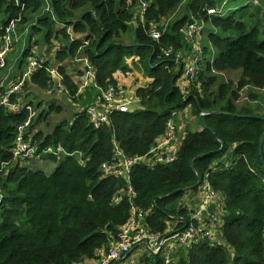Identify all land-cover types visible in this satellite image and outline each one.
<instances>
[{"label": "trees", "instance_id": "trees-1", "mask_svg": "<svg viewBox=\"0 0 264 264\" xmlns=\"http://www.w3.org/2000/svg\"><path fill=\"white\" fill-rule=\"evenodd\" d=\"M260 1L262 6L249 3L241 14L234 11L227 16L208 12L220 9L218 0H49L50 15L44 12L46 0H23V5L0 0V41L7 24L19 17L23 30L30 25L35 33L47 28L44 40L50 46L56 35L59 48L49 60L59 64L68 96L83 107L70 119L61 114L64 117L56 118L59 122L51 132L39 128L48 120L44 114L61 110L55 105L39 108L26 135L38 146L42 159L56 163L47 174L31 163H11L17 128L28 112L14 113L0 106V190L4 195L0 264H80L95 259L117 240L131 216L132 203L147 214L153 232L169 237L192 219L193 210L180 199L189 190L199 193L206 181L224 199L219 242L204 239L188 255L180 250L172 264H264V114L236 102L241 87L264 89L260 17L264 0ZM143 2L150 4L145 14ZM181 7L184 11L170 19ZM195 19L210 21L216 28L208 33L209 44L200 47L199 75L183 90L179 79L196 52L186 27ZM57 21L60 31L55 28ZM153 30L160 31L157 39ZM81 40L89 41L80 54L94 65L100 89L91 86L78 94L66 61L76 63ZM131 66L151 79L147 87L137 89L140 103L129 112H114L108 123L95 127L87 107L102 99V90L117 87L115 73L132 70ZM236 70H241L238 78L220 76ZM53 87L48 71L40 68L11 101H19L24 91L33 88L52 96ZM33 104L40 107L41 102ZM189 106L200 127H185L175 161L150 166L152 150L166 134L170 120L177 135L179 120L173 113ZM60 146L72 156L58 153ZM116 146L127 158H141L130 180L102 171L104 163L120 160ZM47 148L56 153L44 152ZM143 157L148 160L141 161ZM199 176L203 181L196 186ZM130 187L134 195L128 192ZM172 221L178 222L175 227ZM147 254L138 264H163L161 253L149 250Z\"/></svg>", "mask_w": 264, "mask_h": 264}, {"label": "built area", "instance_id": "built-area-1", "mask_svg": "<svg viewBox=\"0 0 264 264\" xmlns=\"http://www.w3.org/2000/svg\"><path fill=\"white\" fill-rule=\"evenodd\" d=\"M9 1L15 3L16 5H23V0ZM46 3L47 5L45 7V11L52 12L49 0H46ZM249 3L255 4L257 3V0H251ZM149 6L150 4L148 2L142 3V14H145V11ZM217 10L208 9V12H221ZM20 20V17L13 19L4 28V33L0 41V70L7 67L8 54L12 51L15 43L21 40V36L18 34V25ZM29 28L30 26H27L24 32L27 33ZM203 29V24H200L197 21L190 22L186 27L188 38L195 43L197 41L196 37L202 33ZM152 32L155 39L160 36V31L153 30ZM81 43L78 55L75 58L76 63L83 72L79 82L80 88L78 89V92L91 86L99 88L97 73L94 65L87 56L80 54V52L89 45V41L81 40ZM196 45L197 43L195 44L196 52L193 54L192 58L187 61V66L179 79L183 90L186 89L191 82L196 80L200 69L201 51L200 46ZM40 68L46 69L51 77V81L54 82V87L49 90L50 93L58 89L68 95V86L66 85L65 78L59 69V64L56 63V61H50L49 58H46L43 55L29 58L27 69L8 91L5 92L0 86V106L5 105L14 113H20L23 111L28 112L27 119L17 128L16 140L12 150L13 159L11 161V163L15 165H28L32 158L41 154L38 152V146L34 144L26 135L29 132V128L33 124L34 119L38 116L39 109L31 103L21 104L19 101H11V96L13 94L20 93L23 90V87L32 72ZM131 103L132 101L130 99L125 98L124 89L119 86H109L108 88L102 90L101 100L87 107V114L90 116L93 125L95 127H99L104 123H108L114 112L131 111L133 108ZM162 138V141L152 150L153 157H151L150 162H148L150 166L171 163L177 159L176 151L172 150V153L166 151V147L173 143L176 139V125L174 121L170 120L168 122L166 134ZM44 152L56 153L52 148H47ZM59 152L72 156V153L66 152L61 146L58 148V153ZM77 153L82 155L81 152ZM116 155L120 160L113 163H104L102 165L103 173L105 175L130 180V174L133 166L135 162L141 158H127L118 146H116ZM143 158L144 159L141 160L143 162L148 160L146 157ZM80 160L81 163H84L83 158ZM204 187L205 191L201 208L193 215L190 222H187L184 229L174 232L169 237H161L159 234L153 232L146 222L147 214L140 211L132 203L131 216L128 222L122 226L114 244L108 250L104 251L98 264H114L118 260L126 259L134 249L142 245H147L148 249L156 254L164 253L163 264H172L174 259L170 251H166V245L168 243L173 242L172 244L187 246L191 243L204 239H207L214 244L218 243L219 238L215 232V227L213 226L214 221H217V217H215V215L211 212V206L219 197V192H217L207 181L204 183ZM128 192L130 195L135 194L132 187L129 188ZM114 200L115 202H118L120 197H116ZM3 201L4 195L0 190V203Z\"/></svg>", "mask_w": 264, "mask_h": 264}, {"label": "crops", "instance_id": "crops-1", "mask_svg": "<svg viewBox=\"0 0 264 264\" xmlns=\"http://www.w3.org/2000/svg\"><path fill=\"white\" fill-rule=\"evenodd\" d=\"M61 28H62V26L60 25V26H58L57 30L60 31ZM30 32H31V30L29 28V31L26 33L27 39L23 37V40H21V42H20V47L15 48L13 46L14 50L16 49V51L14 52V56H13L12 60H10V62H9L7 74L3 75L4 70L0 72V86L3 88V90L5 92L8 91L12 87L13 84H15V82L21 77L22 73L27 69L29 56L26 57V55L24 56V54H26L28 51H29V53H32V54L38 53L37 51H39V48H40L42 51L40 54H44V55L46 54V55H48V58H51V57H54L56 50L59 48L58 41H57L58 38L56 37V35L53 37V39L51 41L53 43V45L50 46V44L48 42H45V40H43L44 44L42 46H40L38 43V39L34 38ZM201 42L203 43V45L209 44V41L206 40L204 37H202ZM14 50L12 49V52ZM12 63H13V65H12ZM129 64H131V62ZM66 69H67L68 75L70 76V78L73 81H75V83L79 89L80 88L79 82H80V79L82 76L79 74L80 68L78 67V65L76 63L72 64V63L66 61ZM136 71L137 70L133 68V71H130L128 74L137 73V75L140 76L141 73L136 72ZM240 72H241L240 70H237V71H232L230 73L226 72L224 74L226 76L228 75L230 78H235L234 75L240 76L241 75ZM128 74L124 73L121 70L118 71L117 73H115V79L117 80V83L120 85V84H124V83L129 82L130 78H127V76H126ZM143 79L145 80V85H148L151 82V79L148 77H146V78L144 77ZM145 85H143L142 87H145ZM119 87H121V86H119ZM85 90H86V88L81 90L80 92H78V94L83 93ZM133 93L135 95V89H133ZM29 94H32L34 96V98L39 97L38 102H41V105H40V107H38V106L37 107H38V109L40 108V111L48 109L49 107H51V105H55L59 109H61V106H63L65 109H63L59 113V115H61L63 113H65L66 115L70 114L71 117L73 118L76 113L80 112V110L83 109L82 105L79 104L80 102L73 101L74 98L71 99L70 95L68 96L64 92H62L60 90L58 91V89L54 90L52 92V96H51V95L46 94L45 91H42L39 88H33L29 92L24 91V93L20 97L19 102L21 104H24V103L33 104L34 101L32 102V100H28L27 96ZM134 95L132 97H133L135 103L137 104L139 102V100L136 101L137 99H135ZM38 102H36V103H38ZM72 102L74 103V106H76V107H74L72 104H70ZM33 105H35V104H33ZM55 113L56 112L51 113L52 118H54V117L57 118V116H59V115H56ZM49 115L50 114H44L43 118H49ZM179 116H180V118H178V120H179L178 125L179 126L177 125L179 130L177 132L176 139L173 143H171L169 146L166 147V151L169 153H172V150L176 151V152L178 151V148L180 147L182 140L186 134L185 127H187L188 124H191V127H192L193 124H195V122H196L195 121L196 117L193 115L190 106L185 108L184 110L180 111L179 115L177 117H179ZM183 116H184V118H183ZM188 126H190V125H188ZM199 127H200V125H199ZM162 139L163 138H160L158 142L160 143L162 141ZM33 159L34 158L31 159V162ZM202 187L203 188L201 189V191L199 193H193L192 190H189L184 195V198L186 197L184 200V204L189 208V210H193L192 217L201 208L202 200H203V196H204V191H205L204 184ZM223 200H224L223 197H221V195L219 194V197L213 202V204L211 206V212L215 215V217H217V221L216 222L214 221V223H213V226H215V232H216L217 236L221 233L220 227L224 224V217H223L224 216V202H223ZM177 223H178L177 221H172L171 225L173 227H175ZM201 241L202 240L191 243L187 246L180 245V244L179 245L172 244L173 242H171V243H169L168 249L172 250L175 248L174 255L177 254L176 252H178L180 250H183L185 252V254L188 255L190 250L192 248H194L195 246H197ZM104 251H106V250H104V249L100 250L97 258L86 259L85 261H83L80 264H98L99 259L103 255ZM148 251L149 250H148L147 245L146 246L145 245L140 246V247L134 249L128 255V257L126 259L118 260L114 264H138L142 259H144V256H145V254H147Z\"/></svg>", "mask_w": 264, "mask_h": 264}, {"label": "rangeland", "instance_id": "rangeland-1", "mask_svg": "<svg viewBox=\"0 0 264 264\" xmlns=\"http://www.w3.org/2000/svg\"><path fill=\"white\" fill-rule=\"evenodd\" d=\"M250 1L251 0H218V2H220L222 5L220 6V9L218 8L219 10H217V11H221V12H223L227 16L231 12H234V11L237 14H241L242 11H243L244 6L246 4H249ZM44 5L46 6L47 3H45ZM253 6H262V3H261L260 0H257V3L253 4ZM182 7H184V6H182ZM182 7L170 19L178 17L184 11V9ZM44 12H46L45 15H50L48 13L50 11H44ZM39 14H41V13H39ZM260 17L263 20V23L261 24V27L264 28V8H263V11L261 10ZM194 21H197L200 24H203V27H204L202 33L199 36L196 37L197 41L195 42V44L197 43L196 46L199 45L201 47L202 44H203L201 42L202 37H204L206 40H209L210 37H209L208 33H209L210 29H211L210 27H212V28H216V27H214L213 24L210 21L209 22H205V21L199 20V19H195ZM60 25H61V23H59L57 21L55 23V28L57 29L58 26H60ZM24 28H26V27H24ZM30 30H31L30 33L32 34V36L34 38L38 39L39 45L42 46L44 44L43 43V40L45 38V33L47 31V28L43 27V30L42 31H40L38 33H35L34 30H33V28L30 25ZM18 34L21 36V40H23V37L27 39L26 32H24L21 29V26H18ZM21 40L19 42H16L15 43V45H14L15 48L20 47ZM13 50H14V48H13ZM15 51H16V49L13 52L11 51L12 53L10 52L11 53V54L9 53L10 55L8 54V56H7V62L10 61V60H12ZM37 52L38 53H35L34 56L43 55L46 58H48V55H46V54L45 55L44 54H40L42 52L40 48H39V51H37ZM128 62L130 63V60H128ZM13 63H12V65H13ZM8 64L9 63H7V66H8ZM131 67L133 68V66H131ZM6 68L7 67L1 69L0 72L3 71V70H4L3 73L6 72V70H5ZM136 70H137L136 72H140L141 73L140 76H138L137 73L128 74L130 71H133V69L132 70H128L127 72H124V73L128 74L126 76H127V78H130V81L127 82V83H124V84H120V85L118 84L117 85V86H121V88L124 89V96H125V98L130 99L132 101L131 106H133V107L135 105H137L138 103H140V98L137 96V89L139 87L145 85V80L143 78L144 77L146 78V76L142 73V71H140L139 69H136ZM220 76H223V77L228 78V79L230 78L228 75L226 76L225 74L220 75ZM234 77L235 78H238L240 76H237V75L235 76L234 75ZM147 86L148 85H145V87H147ZM133 89H135V95L133 93ZM237 94H238V97L236 99L237 104H239L240 106H242V105L251 106L252 108L256 109L259 113L264 114V89L263 88L261 89V88H256V87H243V88L241 87L239 89V91H238ZM133 95L135 96V99L139 100V102L137 104L135 103V101H134V99L132 97ZM27 97H28V100H32L35 103L39 101V97L38 98H34V96L32 94H29ZM73 101H75V100L73 99ZM70 104H72L74 106V103L73 102L70 103ZM74 107H76V106H74ZM63 109H65V108L63 106H61V109L60 110L62 111ZM54 112H56V111H53L52 113H54ZM60 112H56L55 114L56 115H59ZM179 112H176V115H174V116L177 117L179 115ZM60 117H64V116H60V115L57 116V118H60ZM66 118L67 119H70L71 118V115L70 114H67L66 115ZM177 118H180V116L177 117ZM183 118H184V116H183ZM58 122H59V119H56V117L52 118L51 117V114H50L48 120H44L42 122V124L39 126V128L42 129V130L45 129L46 132H51L53 126L56 123H58ZM177 125H178V123H177ZM198 128H199V124H197V123L193 124L192 127H189V129H191V130H197ZM32 135H33V133H32ZM43 158H44V156H43ZM44 159H42V156L39 155L38 157H36V158H34L32 160L31 166L32 167H35V169L42 168V170H44L47 174H50V173H52V170L56 166V163H54L53 161H50L48 159H45V160ZM185 198L183 196L180 199V202L181 201L184 202ZM142 246H144V245H142ZM168 246H169V243L166 245V251H170V253H171V255H172L173 259H174V250H175V248L172 249V250H169L168 249ZM161 255L163 257L164 256V253H161Z\"/></svg>", "mask_w": 264, "mask_h": 264}, {"label": "water", "instance_id": "water-1", "mask_svg": "<svg viewBox=\"0 0 264 264\" xmlns=\"http://www.w3.org/2000/svg\"><path fill=\"white\" fill-rule=\"evenodd\" d=\"M201 117H202V116L199 117L200 120H201ZM262 118H264V117H262ZM262 146H263V138H262V140H261V145H260L261 153H262ZM262 159H263V158H262ZM263 160H264V159H263ZM202 181H203V179L201 178V176H199V180H198L196 186L201 185ZM186 225H187V222H186V224H185V227H186Z\"/></svg>", "mask_w": 264, "mask_h": 264}, {"label": "bare ground", "instance_id": "bare-ground-1", "mask_svg": "<svg viewBox=\"0 0 264 264\" xmlns=\"http://www.w3.org/2000/svg\"><path fill=\"white\" fill-rule=\"evenodd\" d=\"M8 63V62H7ZM183 71H184V69H183ZM183 73V72H182ZM182 75V74H181ZM199 75V74H198ZM64 76V75H63ZM48 90V89H47ZM59 91V90H58ZM57 93V92H56ZM202 115V114H201ZM112 116V115H111ZM111 120V119H110ZM215 211V210H214ZM221 243V242H220ZM214 244V243H213Z\"/></svg>", "mask_w": 264, "mask_h": 264}, {"label": "clouds", "instance_id": "clouds-1", "mask_svg": "<svg viewBox=\"0 0 264 264\" xmlns=\"http://www.w3.org/2000/svg\"><path fill=\"white\" fill-rule=\"evenodd\" d=\"M40 155H41V154H40ZM30 163H31V162H30ZM30 163H29V164H30Z\"/></svg>", "mask_w": 264, "mask_h": 264}]
</instances>
